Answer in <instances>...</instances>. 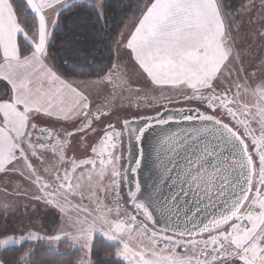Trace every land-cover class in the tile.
<instances>
[{"label":"snow or ice","instance_id":"6c2138e0","mask_svg":"<svg viewBox=\"0 0 264 264\" xmlns=\"http://www.w3.org/2000/svg\"><path fill=\"white\" fill-rule=\"evenodd\" d=\"M73 2L22 0L27 9L23 17H32V23H22L14 0H0V81L10 86V92L0 96V173L22 164L40 191L52 196L46 202L61 211L64 205L57 197L65 202L77 194L83 198L87 186L89 196L97 197V214L91 221L77 220L75 233L65 235L89 253L94 237L100 235L116 246V256L127 264H264V77L257 83L232 79L229 66L234 67L239 54L225 21L223 0H147L124 44L134 73L161 89L187 90L186 99L205 105L204 112L195 109L196 115L190 114L192 109L179 114L181 121H199V127L168 132L158 142L157 194L141 199L137 195L141 185L136 183L135 191L127 194L135 214L122 212L119 203L114 209L108 207L97 196L106 190L103 181L109 165L113 177L120 175L113 164L117 158L108 151L115 147L109 141L120 133L105 132L91 147L92 158L66 159L67 138L91 128L93 119L106 114L99 108L93 114L89 96L46 62L51 36L48 14L62 12ZM20 38L29 42L27 54L21 50ZM235 75L238 79V69ZM105 79L111 83L112 74ZM233 87L236 91L230 96ZM241 89L253 97L251 105L239 99ZM253 108L260 117L258 133L249 125ZM40 115L79 120L83 127L73 124L74 131H66L61 139V134L38 127ZM225 116L235 123L226 122ZM174 119L158 112L152 121L163 126ZM124 126L129 128V122ZM150 127L152 122H146L130 135L140 141ZM48 153L55 162L45 167ZM138 154L132 172L141 167L144 154L142 150ZM56 164L69 166L61 175ZM45 174L57 184L51 193L47 190L53 186ZM93 175L98 180L95 185ZM157 216L164 221L162 234L149 230V222L159 223ZM39 239L45 237L9 236L0 239V246ZM47 239L58 241L61 236Z\"/></svg>","mask_w":264,"mask_h":264},{"label":"rangeland","instance_id":"374dc122","mask_svg":"<svg viewBox=\"0 0 264 264\" xmlns=\"http://www.w3.org/2000/svg\"><path fill=\"white\" fill-rule=\"evenodd\" d=\"M89 1L101 6L103 0ZM241 1L242 3L237 8L231 9L226 6L225 0H223L225 21L232 29L235 48L239 54L238 59L234 61V67L233 65L229 67L233 68L232 79L235 82L257 83L260 78L264 77V35H262L264 34V0H247L246 2L239 0V3ZM57 9H59V5H57ZM58 13L57 10L49 12V25L56 21ZM138 19L132 21L120 34L116 45L117 54L118 56L127 57L122 59V61L115 62L114 65L116 67L112 68L111 71V83L105 77L101 79L75 80L70 81V83L88 95L90 101L94 104L95 102L109 101L114 97H125L129 104H137L135 106L142 108H138L141 110L136 115L148 114L153 108L168 104L186 103L197 107L196 105L198 104L195 100L185 98L187 90L170 87L161 89L151 85L150 81H146L139 73L133 72V61L129 56L130 50L126 49L124 44L130 32L134 31V25ZM46 62L49 65V62ZM237 69L239 70L238 79L235 75ZM122 76L124 83H121ZM225 87H228L227 82H225ZM235 91L236 89L233 87L229 95L231 96ZM5 92H10V86L4 81H0V96H3ZM240 93L239 99L242 102H247L249 105L253 103L251 95L245 93L243 89L240 90ZM188 95H191L190 91H188ZM122 102H125V100H122ZM128 102H125V104ZM119 104L125 105L121 102ZM252 113L248 117L249 125L250 128L255 129L258 133V121L260 117L255 114L254 108L252 109ZM126 114L129 115L131 113ZM114 167L117 171V166L114 165ZM112 169L113 165L108 166V173L103 181V186L106 190L98 191L97 196L108 207L114 209L116 204L119 203L122 212L126 211L129 214H134L128 202L125 203L129 199L125 193L124 182L122 187L117 186L118 182L117 185L113 184V181H117V178L111 175ZM22 171L24 173L27 172L22 164H16L14 168L10 166L9 170L0 173V217L4 221L5 227L12 229L11 231L8 230L6 234L1 235L0 239H6L9 236L19 238L22 235L27 236L29 233H35L37 236L45 237V239L23 242L28 246V249L24 253L25 258H27L33 246L40 241L52 251H59L61 242L67 241L68 249L80 252L77 264H81L82 261L87 262L89 259L93 262L91 253L82 247L80 243L73 241L70 235H65V233H75L74 226L77 220H84L85 218L89 221L92 220L93 216L97 214L95 211L97 208V197L89 196L87 186L84 189L83 198L77 194L69 196L68 202H65L62 197H57L60 203L64 205V210L61 211L60 207L46 202L52 196H45V193L41 192L38 186L29 178V173L27 172L22 176L20 174ZM76 175H80V170L77 171ZM86 176L87 172H85ZM73 182L75 183V181ZM97 183V177L93 175L92 184L95 185ZM85 185H87L86 179ZM52 191L50 189L47 190L49 193ZM117 191L119 192V196L116 195ZM36 197L41 198L36 199ZM17 221H19L20 225ZM56 235H60L61 239L58 241L47 239V237ZM8 245L0 247L3 248ZM118 258L122 259L121 257Z\"/></svg>","mask_w":264,"mask_h":264},{"label":"trees","instance_id":"16d2710c","mask_svg":"<svg viewBox=\"0 0 264 264\" xmlns=\"http://www.w3.org/2000/svg\"><path fill=\"white\" fill-rule=\"evenodd\" d=\"M14 2L18 14L22 16V23H32L31 15L23 17L27 9L22 6V0ZM146 2L147 0H103L102 5L98 6L89 0H74L71 7L57 14L50 31V42L47 45L50 67L69 82L107 77L115 62L127 57L118 56L116 45L125 28L140 18ZM241 3L239 0H225L226 6L231 9L237 8ZM20 46L25 54L30 50L29 42H25L23 38H20ZM8 230L12 229H7L0 217V236ZM59 248V251L49 250L40 241L25 258L24 253L28 249L26 243L8 245L0 247V261L4 264H77L80 257L78 250L68 249L67 241L61 242ZM115 253L116 246L112 242L100 235L94 237L92 264H127Z\"/></svg>","mask_w":264,"mask_h":264},{"label":"flooded vegetation","instance_id":"af4514ba","mask_svg":"<svg viewBox=\"0 0 264 264\" xmlns=\"http://www.w3.org/2000/svg\"><path fill=\"white\" fill-rule=\"evenodd\" d=\"M122 100L128 102L125 97L121 98V96L120 98L114 97L111 98V100L109 101H102L100 103L95 102L94 104L93 102H91V111L93 114L96 113L97 108H99L102 112L106 114L100 116L99 120L93 119L91 128L86 129L84 132H76L74 136L68 137L67 139L70 141V143L66 142V146H65L66 159L75 158L77 161H79L86 158H92L94 157V154L91 152V147L98 143V141L104 136L105 132L115 131L117 133H120L119 137L116 138L114 141H109L110 144L115 143V147L114 148L110 147L108 149V151L112 152L114 156L117 158L113 161V164L117 166V171L120 173V175L116 177L118 182L117 185L118 187L123 186L122 169L124 168L126 162L125 161L126 142H125L124 127H123L124 121L131 118H138L141 116L152 115L166 107L190 106V104H186V103L172 104V105L168 104L162 107H155L148 114L136 115L137 113H139L138 111H140L142 108L135 106L137 104H133V103L129 104V102L125 104V102H122ZM119 102L124 103L125 105H121L119 104ZM196 103L198 104L196 105L197 108H199L204 112L205 105L200 101H196ZM129 112L131 114L127 115L126 113ZM223 118L225 119L226 122H229L230 124L235 123V121H233L231 117L225 116ZM36 122L38 123V127H45L48 128L49 130L54 131L55 133L61 134V139H64V134L66 131H74L72 127L73 124H75L77 128L83 127V123L79 120L63 121V120H57L54 117L50 118L43 115L38 116L36 118ZM109 124L112 125V128L108 127ZM33 139H35V134ZM46 155H47V159L44 165L45 167L55 162V157L52 153H48ZM65 166H69V165L62 166L56 164V168L60 170L61 175H63V168ZM45 175H46V179H48V181L52 183L53 187L50 190L56 189L57 184L54 180L51 179V175L50 174H45ZM52 175H54V172L52 173Z\"/></svg>","mask_w":264,"mask_h":264},{"label":"water","instance_id":"95a60500","mask_svg":"<svg viewBox=\"0 0 264 264\" xmlns=\"http://www.w3.org/2000/svg\"><path fill=\"white\" fill-rule=\"evenodd\" d=\"M195 106H185V107H166L158 111L164 116L173 115L175 117L174 120L170 121L167 125H157L152 121V118L157 116V113L148 116H141L138 118H131L125 121L129 122V128H125L124 123V133H125V142H126V151H125V165L122 169L123 182L125 184V193L128 194L129 190L135 191L136 183L141 185V192L138 193V197L141 199L152 195L155 197L156 193V185L159 184L160 177V169L158 168V159H157V149L159 147L158 142L162 139V137L171 131H176L180 129H189L191 127H199V121H181L180 120V112H187L189 109L193 111L190 113L192 115H196ZM203 112L202 110H200ZM124 121V122H125ZM146 122H152V127L148 129V131L144 134V137L140 141L135 140L134 135H130L132 129H138L143 127ZM142 150L144 157L142 160L141 167L137 169L136 172H132L130 169L135 167V164L132 162L133 159L140 158L139 151ZM128 197V195H127ZM128 205L132 208L133 213L135 211L133 206L128 201ZM141 219V217H139ZM156 219L159 223L153 225L149 222V226L152 231H157L161 233V229L165 227L164 221L157 216Z\"/></svg>","mask_w":264,"mask_h":264},{"label":"crops","instance_id":"0c3cea01","mask_svg":"<svg viewBox=\"0 0 264 264\" xmlns=\"http://www.w3.org/2000/svg\"><path fill=\"white\" fill-rule=\"evenodd\" d=\"M54 22H55V21H54ZM54 22H53L52 24L49 25V32L51 31L52 27L54 26V24H55ZM25 173H27V172H25ZM25 173H24V174H25ZM0 177H1V175H0Z\"/></svg>","mask_w":264,"mask_h":264},{"label":"bare ground","instance_id":"6f19581e","mask_svg":"<svg viewBox=\"0 0 264 264\" xmlns=\"http://www.w3.org/2000/svg\"><path fill=\"white\" fill-rule=\"evenodd\" d=\"M121 127V126H120ZM123 129V128H122ZM126 146V145H125ZM120 199V198H119ZM121 204V203H120Z\"/></svg>","mask_w":264,"mask_h":264}]
</instances>
